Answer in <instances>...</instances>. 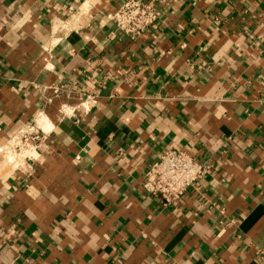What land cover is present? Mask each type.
I'll return each instance as SVG.
<instances>
[{
  "label": "crops",
  "instance_id": "obj_1",
  "mask_svg": "<svg viewBox=\"0 0 264 264\" xmlns=\"http://www.w3.org/2000/svg\"><path fill=\"white\" fill-rule=\"evenodd\" d=\"M122 1L0 0V264H264V0H150L136 41ZM167 147L209 165L170 205L141 184Z\"/></svg>",
  "mask_w": 264,
  "mask_h": 264
},
{
  "label": "built area",
  "instance_id": "obj_2",
  "mask_svg": "<svg viewBox=\"0 0 264 264\" xmlns=\"http://www.w3.org/2000/svg\"><path fill=\"white\" fill-rule=\"evenodd\" d=\"M111 18L118 32L127 39L136 41L157 22L159 10L150 0H124L117 6ZM94 97L92 94H83L74 111L80 108L87 112L93 105ZM67 110L66 106L62 108L64 115H67ZM38 117H41V114ZM46 134V129L34 119L10 137L5 151L8 155L21 159L29 158ZM208 167V164L199 162L195 156L180 148L167 147L161 151L157 160L147 166L141 184L144 191L164 204H175L202 178ZM260 254L264 255V250H261Z\"/></svg>",
  "mask_w": 264,
  "mask_h": 264
},
{
  "label": "bare ground",
  "instance_id": "obj_3",
  "mask_svg": "<svg viewBox=\"0 0 264 264\" xmlns=\"http://www.w3.org/2000/svg\"><path fill=\"white\" fill-rule=\"evenodd\" d=\"M42 120H43V119H42ZM42 120H39V122H40V123H43V124H45V123H44V122H45V120H44V121H42Z\"/></svg>",
  "mask_w": 264,
  "mask_h": 264
}]
</instances>
